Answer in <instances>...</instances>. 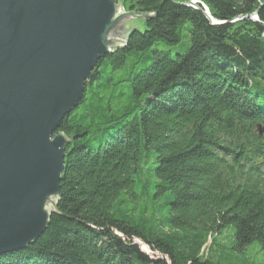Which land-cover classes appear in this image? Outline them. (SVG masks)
Segmentation results:
<instances>
[{"label":"trees","instance_id":"obj_1","mask_svg":"<svg viewBox=\"0 0 264 264\" xmlns=\"http://www.w3.org/2000/svg\"><path fill=\"white\" fill-rule=\"evenodd\" d=\"M119 1L157 15L98 61L59 128L58 213L0 264H264V0Z\"/></svg>","mask_w":264,"mask_h":264},{"label":"water","instance_id":"obj_2","mask_svg":"<svg viewBox=\"0 0 264 264\" xmlns=\"http://www.w3.org/2000/svg\"><path fill=\"white\" fill-rule=\"evenodd\" d=\"M156 15L119 0H0V254L34 243L58 213L61 123L98 61Z\"/></svg>","mask_w":264,"mask_h":264},{"label":"rangeland","instance_id":"obj_3","mask_svg":"<svg viewBox=\"0 0 264 264\" xmlns=\"http://www.w3.org/2000/svg\"><path fill=\"white\" fill-rule=\"evenodd\" d=\"M226 229H233V228H226ZM229 235H230V231L223 232L221 235L217 236L215 243L212 245H211L212 239L209 238L208 243L206 244L205 248L203 249L204 256L209 255L212 251H214L213 254H219V253H222L223 250H228V248L230 246V241H231L229 238ZM134 241H135V243H139L141 246V242L139 239L135 238ZM258 249H259V246L255 242L248 247L247 254L251 257H254L258 261H264V252L259 251ZM150 251L151 252H149V254L151 256H154V257L160 256L161 257V255L158 252L153 251L151 249H150Z\"/></svg>","mask_w":264,"mask_h":264},{"label":"bare ground","instance_id":"obj_4","mask_svg":"<svg viewBox=\"0 0 264 264\" xmlns=\"http://www.w3.org/2000/svg\"><path fill=\"white\" fill-rule=\"evenodd\" d=\"M142 244V247L144 250L148 251V252H151L150 251V248L148 247V245L144 244V243H141Z\"/></svg>","mask_w":264,"mask_h":264}]
</instances>
